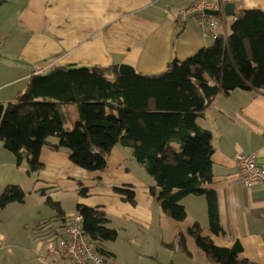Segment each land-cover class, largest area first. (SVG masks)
Masks as SVG:
<instances>
[{"label": "crops", "instance_id": "1", "mask_svg": "<svg viewBox=\"0 0 264 264\" xmlns=\"http://www.w3.org/2000/svg\"><path fill=\"white\" fill-rule=\"evenodd\" d=\"M217 1L224 15L226 3H233L236 13L238 9L264 12V0ZM188 3L189 0H7L0 6V102L11 101L24 91L33 74L47 73L59 65L126 64L134 68V73L165 71L174 58L185 60L214 43L202 38L194 20L177 26L178 13ZM228 18L225 15L221 33L229 32ZM69 109L76 123L77 107L70 105ZM69 122L62 126L71 130L74 125ZM198 124L211 133L216 147L213 177L206 189L216 193L221 231L212 232L208 202L203 195L181 200L186 210L184 220L167 217L151 193L152 188L158 191L153 176L123 184L125 188L121 189L135 193L136 204L115 192L118 187L101 188L97 205L89 199L81 204L104 210L109 226L118 233L115 240L101 244L106 254L97 249L107 264H217L190 235V228L196 224L203 236L210 237L217 246L230 248L239 241L248 264H264V188L242 185L235 160L240 152L257 153L264 166V89H235L228 95H219ZM45 153L58 156L60 150L43 148L41 162ZM44 167L47 163L43 161L40 168ZM8 185L32 187L30 191L40 196L43 190L34 181L28 160L19 164L15 154L0 141V197ZM56 201L64 211L62 216L49 205H45L46 212L45 207H39L30 215L14 214L24 211L16 207L21 203L7 205L0 216L1 264H73L60 255L48 254L77 214L62 198Z\"/></svg>", "mask_w": 264, "mask_h": 264}, {"label": "trees", "instance_id": "2", "mask_svg": "<svg viewBox=\"0 0 264 264\" xmlns=\"http://www.w3.org/2000/svg\"><path fill=\"white\" fill-rule=\"evenodd\" d=\"M6 1L0 0V6ZM237 14L240 17L233 18L228 34L221 33L213 45L185 60L174 58L158 74H121L120 64L59 65L33 74L24 91L0 102V141L19 164L28 160L30 173L42 166L45 147L68 149L74 165L93 171L106 169L107 156L117 144L129 147L155 178L158 191L152 188L151 193L167 217L184 220L181 200L203 195L210 228L219 233L217 196L206 189L213 177L216 147L198 119L221 94L264 89V12L238 9ZM64 105L77 107L78 121L71 130L62 126L67 119ZM51 137L59 142H50ZM115 192L136 204L132 190L115 188ZM26 196L23 187L8 185L0 197V216L7 205L25 203ZM46 203L58 216L64 215L59 202L49 197ZM76 211L87 237L106 254L101 244L118 235L106 212L84 204H78ZM189 233L212 262L248 264L239 241L230 248L219 247L203 236L197 224Z\"/></svg>", "mask_w": 264, "mask_h": 264}, {"label": "rangeland", "instance_id": "3", "mask_svg": "<svg viewBox=\"0 0 264 264\" xmlns=\"http://www.w3.org/2000/svg\"><path fill=\"white\" fill-rule=\"evenodd\" d=\"M232 18H228L231 24ZM227 23V24H228ZM67 112L66 125L69 121L75 125L73 114L68 105L63 106ZM69 118V119H68ZM50 142L58 143L56 137L49 138ZM44 149H50L45 147ZM70 152L68 149H61L58 156H50V154L42 155V162L47 163V167L40 168L38 171H32L35 182L43 187L40 195L30 191L32 187L24 188L26 191V201L22 204H16L23 207V212L15 211L14 214L30 215L36 212L39 207H45L46 199L51 197L54 201L62 198L65 205L72 209H76V205L81 204L82 200H90L95 206L98 204L100 197L97 192L101 188L110 189L118 187L125 188L123 184L142 180L143 177H151L144 166L140 164L132 155L131 148L117 144L113 151L107 156V166L105 170L93 171L74 165L70 160ZM98 155V154H97ZM41 162V161H40ZM41 162V163H42ZM87 190H90L87 192ZM44 192V193H43ZM44 196V197H42ZM84 204V203H83ZM46 207L45 211L46 212ZM51 209V208H50ZM51 211V210H50Z\"/></svg>", "mask_w": 264, "mask_h": 264}, {"label": "built area", "instance_id": "4", "mask_svg": "<svg viewBox=\"0 0 264 264\" xmlns=\"http://www.w3.org/2000/svg\"><path fill=\"white\" fill-rule=\"evenodd\" d=\"M208 10H219V14H208ZM189 20L198 23L204 40L215 41L221 34L225 15L219 9L217 0H189L188 5L179 11L176 24L183 27ZM235 160L242 185H259L264 188V166L259 163L257 153L240 152L236 154ZM48 254L60 255L73 264H107L104 255L87 237L79 213L66 224L59 243L52 246Z\"/></svg>", "mask_w": 264, "mask_h": 264}, {"label": "water", "instance_id": "5", "mask_svg": "<svg viewBox=\"0 0 264 264\" xmlns=\"http://www.w3.org/2000/svg\"><path fill=\"white\" fill-rule=\"evenodd\" d=\"M224 12L225 15L228 17L230 16H237L238 18L240 17V14L236 13L235 5L233 3H226L224 5ZM207 13L217 15L219 14V10H208ZM119 71L121 74H131L134 73V68L126 64H121L119 67Z\"/></svg>", "mask_w": 264, "mask_h": 264}]
</instances>
